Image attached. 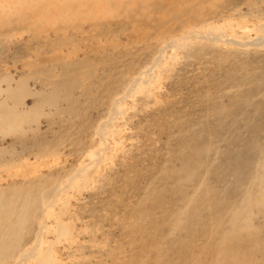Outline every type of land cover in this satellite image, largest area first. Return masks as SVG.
Listing matches in <instances>:
<instances>
[{
	"label": "rangeland",
	"instance_id": "374dc122",
	"mask_svg": "<svg viewBox=\"0 0 264 264\" xmlns=\"http://www.w3.org/2000/svg\"><path fill=\"white\" fill-rule=\"evenodd\" d=\"M261 40L264 0H0V264H264Z\"/></svg>",
	"mask_w": 264,
	"mask_h": 264
},
{
	"label": "bare ground",
	"instance_id": "6f19581e",
	"mask_svg": "<svg viewBox=\"0 0 264 264\" xmlns=\"http://www.w3.org/2000/svg\"><path fill=\"white\" fill-rule=\"evenodd\" d=\"M261 41H263V40H261ZM258 43H264V41L258 42ZM6 91H10V90L7 89ZM0 92H2V90ZM11 92L12 91H10V93ZM15 93H18V92H15ZM19 93H21V92H19ZM5 94H8V93H5ZM20 95H22V94H20ZM33 110H36V109H33ZM30 112H31V110H30ZM25 119L26 120L30 119V115L23 114V113L17 114V112H15L14 110H10V109L6 108L3 103L2 104L0 103V135H3V133L7 129H12L11 127L18 126V124H20ZM25 122H27V121H25ZM260 176H261L259 179L260 187H263V189H264V172H263V174H260ZM20 191H22V190H20ZM14 195H15V197H17L18 194H14ZM27 196L30 197L31 201H33L34 199L37 198L33 194H28ZM27 196H25L26 197L25 200L27 199ZM245 201L247 202L246 208L244 209V206H243V209L238 210L236 208V209L232 210L233 212L230 216V218L233 220V224H234L233 227L236 228L237 232H246L250 228L249 222L247 220L250 216L249 212L251 211V202L249 201V199L245 200ZM16 202L17 201L15 199L12 201H4V202L0 201V259L4 256L5 257L10 256L11 252L18 246L20 238H21L20 233H21V230H23L22 227L25 224L24 223L25 222L24 216L26 217V215H27L26 211L28 210V208H24V206H25V204H24L19 208L21 210H19L18 208H16V205H17V204H15ZM5 203H7L8 205H6ZM240 220H245V221H244V223H241ZM63 229L65 230V228H63ZM224 237L225 238H223V243L225 244L224 240H227V238H230V235H228V237H227V235H225ZM231 239H232V237H231ZM231 239H230V241H231ZM7 241H8V245L6 244ZM222 247L223 248H222V250H220V254H218V255L216 254V257L212 258L210 264H244L245 262H248V259H247L248 255L246 253H240L242 250H239L236 248L230 254L229 252H227V250L224 249L223 245H222ZM36 255L37 254L35 253V251H33V252L30 251L28 257L32 258V257H35ZM251 260H252V258H251ZM50 261L51 260H49V258L45 257V254H43L41 256V258L38 259V262H36V264H46V263H50Z\"/></svg>",
	"mask_w": 264,
	"mask_h": 264
}]
</instances>
